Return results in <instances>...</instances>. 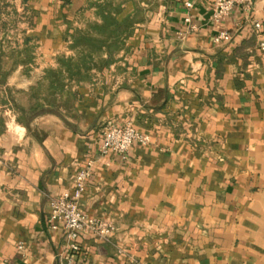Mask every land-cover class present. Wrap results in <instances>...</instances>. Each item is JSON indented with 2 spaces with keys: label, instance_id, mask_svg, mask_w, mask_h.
<instances>
[{
  "label": "crops",
  "instance_id": "0c3cea01",
  "mask_svg": "<svg viewBox=\"0 0 264 264\" xmlns=\"http://www.w3.org/2000/svg\"><path fill=\"white\" fill-rule=\"evenodd\" d=\"M212 13V0H0V264H264V34L249 32L264 0L220 25ZM82 34L101 65L79 79L63 63L87 55ZM108 122L150 143L101 156ZM90 158L80 208L115 230L80 234L73 255L50 203Z\"/></svg>",
  "mask_w": 264,
  "mask_h": 264
},
{
  "label": "built area",
  "instance_id": "2783aa9c",
  "mask_svg": "<svg viewBox=\"0 0 264 264\" xmlns=\"http://www.w3.org/2000/svg\"><path fill=\"white\" fill-rule=\"evenodd\" d=\"M252 0H212L213 13L212 20L220 23L229 16L236 6H242L245 10H250ZM190 8L192 4L187 3ZM187 24L190 19L185 18ZM195 26L189 27V32L194 31ZM249 32L259 36L264 34V23L255 21L251 24ZM229 39V33L221 30L216 37V41ZM260 50L264 51V41L259 43ZM150 143V138L134 129L130 122L117 126L108 122L101 132V156L116 154L124 158L137 144L146 147ZM96 163L94 159H87L76 171L73 179L72 192L64 193L50 203V216L48 224L51 229H56V222H62L66 229V240L68 251L76 255L80 252L79 236L86 233L97 240H107L114 232L115 227L112 222L97 218H92L85 214L80 208V200L86 190L87 183L92 176L93 168ZM22 250V245L18 246ZM60 264H76L73 257L64 258Z\"/></svg>",
  "mask_w": 264,
  "mask_h": 264
},
{
  "label": "trees",
  "instance_id": "16d2710c",
  "mask_svg": "<svg viewBox=\"0 0 264 264\" xmlns=\"http://www.w3.org/2000/svg\"><path fill=\"white\" fill-rule=\"evenodd\" d=\"M77 45H82L83 51H85L87 55L84 54L83 58L79 59L78 62L63 63V65L70 75H73L74 77L77 76L80 79L81 74L87 73L91 67L99 66L100 63L97 64L90 60L92 55H97L101 52L102 42L100 40L90 39L86 34H82L77 39Z\"/></svg>",
  "mask_w": 264,
  "mask_h": 264
},
{
  "label": "rangeland",
  "instance_id": "374dc122",
  "mask_svg": "<svg viewBox=\"0 0 264 264\" xmlns=\"http://www.w3.org/2000/svg\"><path fill=\"white\" fill-rule=\"evenodd\" d=\"M99 65H101V64H99Z\"/></svg>",
  "mask_w": 264,
  "mask_h": 264
}]
</instances>
